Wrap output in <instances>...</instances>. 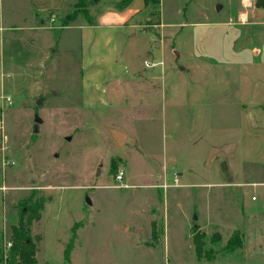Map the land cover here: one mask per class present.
<instances>
[{
  "label": "rangeland",
  "instance_id": "obj_1",
  "mask_svg": "<svg viewBox=\"0 0 264 264\" xmlns=\"http://www.w3.org/2000/svg\"><path fill=\"white\" fill-rule=\"evenodd\" d=\"M241 1L161 0L137 13L132 0L128 18L119 0H88L89 16L74 0H0L5 247L33 198L44 202L37 264H264V17L253 18L264 9ZM109 14L111 34L99 28ZM113 52L117 73L89 77L88 59ZM108 129L127 136L122 147ZM227 143L234 153L209 158ZM196 232L212 261L197 258ZM235 233L242 247L225 250Z\"/></svg>",
  "mask_w": 264,
  "mask_h": 264
},
{
  "label": "trees",
  "instance_id": "obj_2",
  "mask_svg": "<svg viewBox=\"0 0 264 264\" xmlns=\"http://www.w3.org/2000/svg\"><path fill=\"white\" fill-rule=\"evenodd\" d=\"M88 0H77L76 8H84L86 10L85 16H89V6ZM132 0H119L117 7L120 10L125 9ZM146 6L160 5L161 0H144ZM88 7H87V6ZM255 6L258 9H264V0H256ZM81 14L72 13L68 17L62 20L64 26H68L69 23L76 21ZM117 173V171H116ZM115 173V175H116ZM33 198L25 200L23 206L20 208L19 221L17 224L12 226L10 242L11 246L8 248L3 244V239H0V264H37L38 258V244L41 238L39 235H32V225L41 219L42 211L44 210L43 200L37 199L35 202L32 201ZM154 226L155 223H154ZM155 231L153 229V236ZM221 237L213 236L211 241L213 243L220 241ZM193 242L195 245V251L197 258L201 261L207 259L212 261L214 259V254L211 250L205 248L206 241L205 235L196 232L193 236ZM243 240L240 238L238 233H235L229 240L228 244L225 246V250H235L236 248L242 247ZM73 247V241L69 242L68 247L65 249V260L70 263L71 252ZM6 251L8 253H6Z\"/></svg>",
  "mask_w": 264,
  "mask_h": 264
},
{
  "label": "crops",
  "instance_id": "obj_3",
  "mask_svg": "<svg viewBox=\"0 0 264 264\" xmlns=\"http://www.w3.org/2000/svg\"><path fill=\"white\" fill-rule=\"evenodd\" d=\"M242 2V1H241ZM251 2L253 3V0H251ZM75 5H76V3H77V1L76 0H74V2H73ZM141 3H142V5H141V8L139 9V12H137V13H143V12H148V10H149V7L148 6H146V4H145V2H144V0H141ZM254 4V3H253ZM35 5V7H37V9L39 10V11H45V10H47V11H49V10H51L52 12H54L53 10H55L54 8H52V7H49V6H45V7H39V6H37L36 4H34ZM242 6H243V3H242ZM254 6L255 5H253V7H250V8H254ZM127 8H128V6H127ZM243 8H245L244 6H243ZM57 10H59V9H57ZM127 9L125 8V10H122V12H125ZM122 12H118V13H120V14H122V16L123 15H127L128 16V18L130 17V16H132V15H134L135 13H134V11L133 12H125V13H122ZM111 17H112V19H102V17L100 18V21H102V25H104V26H100L99 28L100 29H102V30H106V31H108V34H111L112 32H111V30L110 29H112V28H114V26H113V23L114 22H116L117 20H119L118 18H116L115 17V15L114 14H109ZM239 15H240V19H239V21H240V23H241V21L243 22L242 24H245L247 21H248V18H249V11H246V10H242V11H240V13H239ZM254 15L257 17V11L256 12H254ZM255 16H253V18L255 19L256 17ZM114 22H113V21ZM121 20V19H120ZM41 23H44V21L43 20H41ZM91 24H93V22L91 21L90 22ZM96 24V23H95ZM94 24V25H95ZM230 24H232L233 25V21H232V23H230ZM94 25L93 26H91V27H89V28H87V30H92V28H94ZM96 27V26H95ZM217 27V26H216ZM98 29H95L94 31H96V32H98L97 31ZM110 30V31H109ZM101 33H104V32H101ZM232 33V31H230V30H228V31H226V34H224L225 36H227V35H229V34H231ZM235 34H236V32H235ZM89 32L87 33H85V35H84V37L85 38H88L89 37ZM112 39V36H110L109 35V37L108 36H99L98 37V39H97V41H100V42H102V43H104V44H109L110 42H111V39ZM201 44H202V42H201ZM201 46H200V51H201ZM94 51V50H93ZM92 51V52H93ZM200 51H198L199 53H200ZM115 52V51H114ZM106 53V54H103V56H101V54H99V58H95L92 62H90V59H88V62H89V64L90 65H92V67L93 66H95L96 68H94L93 70L91 69V71H92V73L93 74H91L90 73V75L91 76H89V77H92V78H96L97 76H101V77H104V75L105 74H109V73H117V71L115 70V69H117L116 68V62L115 61H113L112 63H111V60L112 59H110V57H112L113 58V56L115 55V53ZM255 53H254V57L255 58H258L261 54H262V52H263V50L262 49H256L255 51H254ZM93 54V53H92ZM85 56V55H84ZM87 56V55H86ZM98 56V55H97ZM108 57V58H107ZM110 62V65L108 64ZM115 65V66H114ZM86 72L88 73L89 71L88 70H86Z\"/></svg>",
  "mask_w": 264,
  "mask_h": 264
},
{
  "label": "water",
  "instance_id": "obj_4",
  "mask_svg": "<svg viewBox=\"0 0 264 264\" xmlns=\"http://www.w3.org/2000/svg\"><path fill=\"white\" fill-rule=\"evenodd\" d=\"M262 17H264V11L258 10L256 19L258 20V19H261ZM40 123H41V119L37 117L36 124H35L36 130L34 131V133L39 132ZM108 130L113 140L115 141V143L118 146L122 147L125 144L127 136L123 132L116 130V129H108ZM235 149H236V143H227V144L221 145L220 147H214L211 149L209 158H211L213 155H217L218 153L232 154L234 153Z\"/></svg>",
  "mask_w": 264,
  "mask_h": 264
},
{
  "label": "built area",
  "instance_id": "obj_5",
  "mask_svg": "<svg viewBox=\"0 0 264 264\" xmlns=\"http://www.w3.org/2000/svg\"><path fill=\"white\" fill-rule=\"evenodd\" d=\"M242 3H243V6L245 8H250V7H253V3L251 2V0H242ZM146 65L147 66H152L150 63L146 62ZM125 178V172L124 170H119L117 171L116 175H115V179L118 181V182H122ZM11 246V243H7L6 244V247L9 248Z\"/></svg>",
  "mask_w": 264,
  "mask_h": 264
}]
</instances>
